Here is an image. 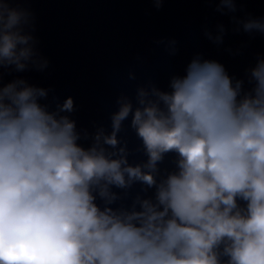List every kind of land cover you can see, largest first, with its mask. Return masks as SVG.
Returning <instances> with one entry per match:
<instances>
[{
    "label": "clouds",
    "instance_id": "obj_1",
    "mask_svg": "<svg viewBox=\"0 0 264 264\" xmlns=\"http://www.w3.org/2000/svg\"><path fill=\"white\" fill-rule=\"evenodd\" d=\"M29 2L0 0V264H264V54L237 78L196 53L166 89L120 92L109 127L89 131L72 96L42 103L51 88L4 82L49 67ZM205 2L228 15L240 0ZM230 21L264 36V17ZM226 31L203 34L221 45ZM156 43L176 55L175 39Z\"/></svg>",
    "mask_w": 264,
    "mask_h": 264
}]
</instances>
